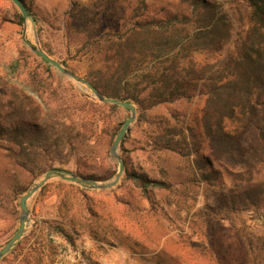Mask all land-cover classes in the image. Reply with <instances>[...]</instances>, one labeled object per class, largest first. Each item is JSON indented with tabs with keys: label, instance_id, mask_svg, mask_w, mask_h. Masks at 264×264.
<instances>
[{
	"label": "trees",
	"instance_id": "1",
	"mask_svg": "<svg viewBox=\"0 0 264 264\" xmlns=\"http://www.w3.org/2000/svg\"><path fill=\"white\" fill-rule=\"evenodd\" d=\"M20 1L36 26L35 14ZM146 1H70L72 12H82L86 26L99 28L74 41L77 37L72 36L77 35H71L72 24L78 25L79 17L76 22L69 12L63 24L70 44L90 46L84 55L90 64L88 81L104 97L134 105L139 120L157 108L202 100L194 123L198 129L172 111L170 119L160 121L157 150L186 158L193 181L199 184L210 187L223 174L241 183L222 201L230 211L264 213V0H178L187 12L162 17L150 15ZM25 21L17 13L15 24L22 27ZM47 82L33 70L25 84L45 103L47 90L57 94ZM78 103L83 115L76 120L62 113L61 104L51 116L33 97L0 76V151L11 166L30 174L67 171L69 161L62 158H70L82 128L89 124L88 108H118L92 99ZM101 120L97 127L102 126ZM245 130L253 135L245 138ZM117 132L110 135L109 145ZM201 141L207 155L191 159L200 153ZM73 173L79 179L99 182L94 175ZM125 177L149 200L151 188L169 187L135 171L125 172ZM25 193L21 189L19 198ZM47 233L73 245L72 237L59 226L48 225ZM28 243L23 237L9 253L17 264H47L44 249L57 248L52 239L27 248ZM246 249L252 264H264V231L248 236Z\"/></svg>",
	"mask_w": 264,
	"mask_h": 264
},
{
	"label": "rangeland",
	"instance_id": "2",
	"mask_svg": "<svg viewBox=\"0 0 264 264\" xmlns=\"http://www.w3.org/2000/svg\"><path fill=\"white\" fill-rule=\"evenodd\" d=\"M23 1L35 14L36 26L29 20L22 27L16 25L19 9L10 0H0V76L33 97L44 113L52 116L61 104L62 113L65 111V115L76 120L83 115L78 101L97 99L87 87L39 63L26 43L48 53L76 77L88 80L90 64L84 55L90 46L70 44L63 24L70 18L69 12L76 22L79 17L78 25L72 24L71 35H77L72 36L77 37L74 41L99 28L86 26L82 12H72L71 0ZM146 2L149 14L157 17L187 12L178 0ZM33 70L48 80L50 89L57 90L55 95L46 91L45 103L25 84ZM202 104V100L181 101L148 111L142 120L133 105L134 121L122 148L120 144L118 147V156L123 161V174L118 183L108 189L92 190L58 176L50 177L27 201L23 236L29 239L27 248L52 239L57 248L44 249L47 264H252L246 238L264 231V213L230 211L222 203L242 184L224 174L210 187L199 184L193 181L186 158L157 150L155 144L160 121L170 119V111L180 114L198 129L194 123ZM88 111L89 124L82 128L73 154L62 161H69L65 166L67 172L77 170L83 176H96L99 184H108L118 171V163L110 154V135L117 129L119 132L130 113L119 107L114 111H99L94 106ZM100 119L102 126L97 127ZM252 135L249 130L243 134L245 138ZM206 155L201 141L200 153L192 154L191 159ZM127 171L168 183L169 187L151 188L149 200L125 177ZM45 173L36 170L30 174L14 169L0 151V250L19 227L22 211L18 192L21 189L27 192ZM48 225L61 227L72 237L73 245L48 234ZM4 257L0 264L18 263L13 255Z\"/></svg>",
	"mask_w": 264,
	"mask_h": 264
},
{
	"label": "water",
	"instance_id": "3",
	"mask_svg": "<svg viewBox=\"0 0 264 264\" xmlns=\"http://www.w3.org/2000/svg\"><path fill=\"white\" fill-rule=\"evenodd\" d=\"M21 12L24 20H29L31 23H33V20L27 11L26 7L23 5V3L20 0H10ZM26 45L37 55L39 56L45 63H47L49 66L56 69L59 73L67 77L68 79L75 81L89 89V91L93 94V96L101 103L108 104V105H115L119 108H122L124 110L129 111L130 116L128 119L124 121L122 124L121 129L117 133L116 137L114 138V141L110 148V154L112 157L117 161L118 163V171L113 179L108 184H99L98 182L88 181L79 179L75 176V174L63 170H49L45 173L43 178L35 185H33L20 199V209L22 211V215L19 220V227L14 233V235L11 237V239L4 245V247L0 250V260L9 254L17 245V243L23 238L24 231H25V223H26V217L28 215V209H27V201L48 181V179L52 176H58L62 179H65L72 183H77L78 185L86 188H90L92 190H103L108 189L113 186H115L120 177L123 174V161L118 156V147L122 139L125 137V135L129 131V126L132 124L135 118V107L132 104L118 101L112 98H107L101 95L93 86L92 84L85 79H80L73 75L70 71L63 68L58 62L51 59L48 55H46L44 52L36 49L34 46L29 45L26 43Z\"/></svg>",
	"mask_w": 264,
	"mask_h": 264
}]
</instances>
